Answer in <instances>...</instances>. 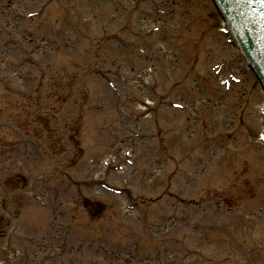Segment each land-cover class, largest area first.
Wrapping results in <instances>:
<instances>
[{
  "label": "rangeland",
  "instance_id": "1",
  "mask_svg": "<svg viewBox=\"0 0 264 264\" xmlns=\"http://www.w3.org/2000/svg\"><path fill=\"white\" fill-rule=\"evenodd\" d=\"M222 26L211 0H0V264H264V91Z\"/></svg>",
  "mask_w": 264,
  "mask_h": 264
},
{
  "label": "water",
  "instance_id": "2",
  "mask_svg": "<svg viewBox=\"0 0 264 264\" xmlns=\"http://www.w3.org/2000/svg\"><path fill=\"white\" fill-rule=\"evenodd\" d=\"M264 90V0H212Z\"/></svg>",
  "mask_w": 264,
  "mask_h": 264
},
{
  "label": "trees",
  "instance_id": "3",
  "mask_svg": "<svg viewBox=\"0 0 264 264\" xmlns=\"http://www.w3.org/2000/svg\"><path fill=\"white\" fill-rule=\"evenodd\" d=\"M44 116L46 117V114H44ZM94 204V203H93ZM97 205V206H96ZM96 206V207H95ZM95 206H94V211H95V215H99L102 213V208L103 206L101 204H97L95 203ZM93 215V214H92Z\"/></svg>",
  "mask_w": 264,
  "mask_h": 264
}]
</instances>
